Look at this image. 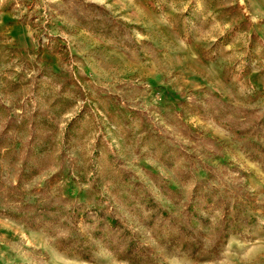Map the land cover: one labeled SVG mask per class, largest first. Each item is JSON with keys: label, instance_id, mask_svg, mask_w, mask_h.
I'll list each match as a JSON object with an SVG mask.
<instances>
[{"label": "rangeland", "instance_id": "1", "mask_svg": "<svg viewBox=\"0 0 264 264\" xmlns=\"http://www.w3.org/2000/svg\"><path fill=\"white\" fill-rule=\"evenodd\" d=\"M0 264H264V0H0Z\"/></svg>", "mask_w": 264, "mask_h": 264}]
</instances>
